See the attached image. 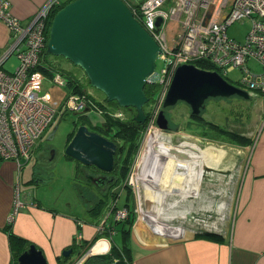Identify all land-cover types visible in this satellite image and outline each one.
<instances>
[{"label": "rangeland", "instance_id": "rangeland-1", "mask_svg": "<svg viewBox=\"0 0 264 264\" xmlns=\"http://www.w3.org/2000/svg\"><path fill=\"white\" fill-rule=\"evenodd\" d=\"M133 1L136 2L137 0ZM177 1L178 0H172L171 5L169 7H167L168 4L165 2L162 7L169 11L170 8L171 10L176 9L174 12L175 14L173 16L176 19L180 20V30L181 21L186 18L189 12L194 14L195 19L199 20L203 17L204 12H206L210 4L215 5V2L219 3L220 0H193L190 5L188 3L186 4L185 10L177 7ZM229 10L230 2L222 10V14H226ZM167 22L168 21H166V23ZM22 25L26 24H23L22 22ZM251 28L252 22L250 18L239 19L234 21L228 27L227 35L230 38L237 40L238 42H244L246 35L249 33ZM9 42H11V40H9ZM49 55H44V58L42 60L43 65H49L51 62H53L54 59H57V57H61L53 56L51 54ZM66 61L68 60L65 59V63H63V65H61V62H59L57 64L58 69L60 67L68 70L74 69L76 70L74 71V73L77 78L83 81L84 71L78 66L73 65L74 67H77V69H75L74 67H69L70 65ZM19 63V57L16 54H12L7 59L3 68L6 71L13 73L18 67ZM247 66L251 68L254 74H259L262 72V65L252 58L248 60ZM165 67L166 61L161 58H158L156 61V74H160L161 70ZM241 75L242 72L239 68H234L224 74L225 78L234 85L239 84ZM46 77L43 81L42 88L40 91L41 93L50 94L51 102L55 106L53 123L56 124L55 127H57L55 138L54 140L49 142V145L54 148H57V153L59 154L55 157V159H48V157H46L45 160L37 159L34 155H32L29 162L27 161L26 156L24 154H21V162L19 163L21 165L19 166H22L20 168L22 173L20 170L17 171V174H19V178L16 180V184L21 189L20 192L22 194L24 193L23 190L25 189V186L23 188V184L25 185L26 183H29L30 179L38 182V184L36 182H33L31 184L32 186L29 190L30 197L35 198L36 201H40L47 208L50 207L51 209H54L53 211H57L65 215L67 214L72 218L81 219L85 222L86 219L88 220L90 217L94 219V217H92L93 213H98L101 208L98 211H85L83 209L75 207L76 205H74V203H76V200H74V186L78 184V179H75L72 175V162L70 160L65 161V159H61L60 157V154L66 144L67 138L73 132L77 123L81 120L80 117L84 113V109L81 111H75L72 110L69 105L67 106L64 103V97L69 92L70 87L66 84L59 85L57 84L58 82H52L49 76ZM86 91L96 99L98 105V107H91L85 113L84 118L86 117L87 119L84 120H86V125L88 127H93L102 123H106L107 125H111L114 127H120V123L122 121L118 120L117 122H114L108 115V112H113L118 109H122L123 111L129 114L130 112H132V110L130 109L118 107L115 102H108L105 95L100 90L93 88L88 83H86ZM157 97L158 87L154 86L152 88V91H150L149 101L144 106V109L146 111L149 109L151 104L155 102ZM206 106L207 107L205 113H202V118H204L205 120L213 121L215 123L220 124L226 129L233 130L238 133L245 134L247 136H251L253 137L251 139L254 141H257L259 137L264 133L263 94L255 93L253 96H251V99L249 101L237 97L219 100L210 99L207 101ZM169 117L173 127H175L174 129H177V131L172 130L171 132H169L161 131L160 129H158V131H160L162 135L168 136L169 140L174 141L175 143H186L190 146L195 147H206L208 145H212L216 149L206 157L207 166L203 167L204 176L201 181H193L192 175L199 172L198 167L196 166V164L191 163L190 160L186 159V157H183L184 154H182L179 149H175L174 153L171 152V154L167 155V158L170 159V161L172 159L182 160V165H187L188 169L185 170L179 165H177L176 168L174 166L172 167V169L175 170L176 182L170 187L172 191H170V193H166L165 195L166 199L164 200L163 207L164 209H166V212L164 215L171 216L174 213H181L185 214V218L171 219L165 218V216L158 217L156 213L151 211L150 206H146V204L143 202V199L139 200V198H136L138 211L140 209L139 202H142V208H144L142 210L143 212L148 211L152 218L156 220H158L157 217L164 218L163 221L166 224L175 228L184 225L189 228L197 227L201 229L206 228L205 225H216L218 228L224 231L226 230V232H229L230 228L232 231L234 220L233 216L235 215L237 209V200L242 178L247 165L246 161L249 147L241 148L237 145L207 142L195 136L192 131V128H194V126L198 127L197 124H199V120L196 117L190 116L189 107L182 102L178 103L175 107L170 110ZM188 124L189 126H187ZM46 135L44 138L45 141H48L46 139ZM148 142L149 136H144L143 146L145 148V151L143 154L144 156H142L141 158L142 163L140 165L136 164L135 166L137 170V178L139 177V171H142V174L144 172L142 165H144L145 161L147 160L149 147L147 144ZM40 144L41 143H39L38 145ZM43 145L44 147L47 146L44 143V140L42 141L41 146ZM133 178V181L136 185L137 180L135 177ZM141 182L142 181L139 179L138 183L141 188L140 191L142 192L139 193L137 189H135V196L139 197V195H141V198H144V201L146 198L151 201H154L158 197V195L152 192L145 193L143 191V183L141 185ZM197 187V191H199L197 197L191 198L193 197L192 190H195ZM152 188L156 189L155 186H152ZM182 194H189L190 196L187 197L191 199L181 201V197L184 196ZM49 197L51 199H56L58 204L55 203L57 204L56 206L55 204L51 206L52 204L47 201V198L50 199ZM114 197H118L117 206L119 208L124 206L126 200H128V202H131L130 197L127 199V190L123 188V183H121L120 189L115 192ZM66 201L72 203V206L69 207L66 204ZM17 203H21L20 205H22V200L18 198L15 203V206ZM82 203L83 202L78 198L76 204L79 206ZM20 205H18V208ZM108 212L109 209L105 214H107ZM103 213L104 212L101 213L98 219H101ZM111 215L108 217L109 223L113 222V217ZM141 217L142 212L140 213L138 222ZM142 221L144 225H149L143 219ZM114 225L117 231L112 238L111 244L121 247L123 245L121 229L122 226L125 225V223H114ZM95 246L96 245L94 244L93 248H95ZM82 252L83 251H81V249L79 250V248H73L71 258L69 259L73 261L74 259L76 260L78 254ZM95 255H99V253L97 252V254H93L92 256Z\"/></svg>", "mask_w": 264, "mask_h": 264}, {"label": "built area", "instance_id": "built-area-1", "mask_svg": "<svg viewBox=\"0 0 264 264\" xmlns=\"http://www.w3.org/2000/svg\"><path fill=\"white\" fill-rule=\"evenodd\" d=\"M166 1L145 0L139 10H133L134 16L161 47L162 53L158 58L166 61V67L161 73L155 72L146 81L151 91L154 86L161 90L147 114L150 128L155 127L159 108L164 102L175 71L183 64L207 62L223 76L226 72L239 68L242 75L236 86L248 91L251 96L255 93L264 95V0L215 2L217 7L215 15L220 16L229 1L230 10L221 20L212 17L207 25L202 23L204 15L197 20L194 14L189 12L181 21L177 43L173 47L168 43L165 28L166 21L170 20L176 9L169 12L162 9ZM192 1L178 0L176 5L185 10L186 4L190 5ZM61 4V0H49L26 25H22V21L9 12L11 0H0V20L10 30L11 40L0 54V163L11 160L18 166L21 165L20 155L24 154L27 158L53 123L55 106L51 102L50 94L40 91L45 75L39 71L38 66L42 53L47 48L46 31L49 17ZM158 17L163 18L160 27L156 25ZM243 18L251 19L252 28L244 42H238L227 35V29L234 21ZM12 54H16L20 59L13 73L3 68ZM250 58L262 65L261 73L254 74L247 66ZM52 82L65 85V79L60 75H56ZM69 102L74 109L83 106V103H77L75 97ZM112 115L120 118L124 113L118 111ZM20 204H16L13 214L8 219L9 224L14 221L15 212Z\"/></svg>", "mask_w": 264, "mask_h": 264}, {"label": "crops", "instance_id": "crops-1", "mask_svg": "<svg viewBox=\"0 0 264 264\" xmlns=\"http://www.w3.org/2000/svg\"><path fill=\"white\" fill-rule=\"evenodd\" d=\"M48 1L11 0L9 12L23 24H27ZM144 1L127 0L133 10H139ZM171 2L172 0L166 1L167 7ZM162 9L169 12L163 7ZM213 14L212 17L217 20L224 16ZM179 22L180 20L172 15L166 24L167 40L171 47L177 43ZM9 40L10 30L0 20V54L10 43ZM244 147H249L247 165L240 186L237 209L233 216L232 231L231 228L229 232L222 229L221 232L208 229L194 231L184 227H167L165 231L162 229L153 231L148 225L143 224L141 218L139 222L134 223L131 231L122 232L123 245L112 247L118 252L126 247L120 252L121 255L112 251L118 254V257L125 256L130 264H264V133L255 143L253 140L251 145ZM21 167L11 160L2 161L0 164V264H14V252L6 227L18 198L22 200V205L15 212V219L11 225L13 233L36 244L44 252L49 264H59L57 256L63 248L71 244L74 237L81 236L86 243L95 238L97 231L100 230V219L95 216L94 219L90 217L84 222L47 208L40 201L30 197L31 184L36 182L31 179L29 183L23 184L25 189L21 194V189L16 184L19 178L17 171H21ZM202 175L204 176L203 170ZM47 201L52 204L51 206L57 203L56 199L47 198ZM76 203L74 205L77 208H89L87 202L79 206ZM66 204L72 206L69 201H66ZM93 244H89L92 245L91 248L94 247ZM95 245L96 252H91L90 255L111 252H108L110 245L105 241H99Z\"/></svg>", "mask_w": 264, "mask_h": 264}, {"label": "water", "instance_id": "water-1", "mask_svg": "<svg viewBox=\"0 0 264 264\" xmlns=\"http://www.w3.org/2000/svg\"><path fill=\"white\" fill-rule=\"evenodd\" d=\"M214 10L215 5L210 4L203 25H207ZM162 23L163 18L158 17L156 25L160 27ZM46 51L80 67L90 85L100 90L108 102H116L120 108H134L136 122L147 120L144 109L149 101L145 92L146 81L155 73L162 49L123 0H73L67 3L52 20ZM235 96L251 99L249 92L229 82L217 70L203 69L195 64L180 65L157 116L156 126L168 130L170 121L165 109L180 102L189 107L190 116L200 118L209 99ZM56 129L47 140H53L51 135ZM116 150V142L81 125L68 144L66 154L84 164L111 170ZM63 255L68 257L69 253ZM17 264L49 262L44 252L36 244H31L18 256Z\"/></svg>", "mask_w": 264, "mask_h": 264}, {"label": "flooded vegetation", "instance_id": "flooded-vegetation-1", "mask_svg": "<svg viewBox=\"0 0 264 264\" xmlns=\"http://www.w3.org/2000/svg\"><path fill=\"white\" fill-rule=\"evenodd\" d=\"M160 93H161V90H158V96L160 95ZM74 97L77 98V103H83L82 108L74 109L69 104V101ZM64 99H65L64 103L67 106L69 105L72 110L81 111L84 109L83 111L84 113L80 117L81 120L77 123L75 129L70 134V136L67 138L64 149L60 154L61 159H65V161L70 160L72 162V167H73L72 175L74 176L75 179H78V184L74 186V199L77 200L79 198L83 203L84 202L88 203L89 208H86V207L82 208L85 211H94V210L98 211L101 208V210L98 213H93L92 217L96 216L98 218L100 217L102 212L104 213L100 219V223H101L99 226L100 230L97 231V235L95 236V238H93V240H90V242L86 243V241L85 242L83 241L81 236H79L78 238L74 237L73 240L71 241V244L67 246L66 248H63V250L57 256V263L59 264L62 263L61 262L62 260L65 262L67 261L66 263H69V264H85L87 260L92 256L90 255V253H88L92 246V245H89L90 243L97 244L99 241H105L107 245H110V249L108 250V252L111 251L112 247L114 246L113 244H111L112 238L117 231L114 223L124 222L125 225L122 226L121 232H123L124 230L131 231L134 223L138 221L140 213L143 212L142 211L144 209L142 208L143 203L139 202L140 209L138 211V205H137L136 198H139V200L143 199V202H145L144 198H141V195H139V197L135 196V193H136L135 189H137L139 193L142 192L140 191L141 188L138 183L139 179L143 182L142 171L141 172L139 171V177L137 178V170L135 166L136 164L140 165L142 163L141 158L142 156H144L143 154L145 151V148L143 146L144 136H149L150 138V135L154 133L156 130H158L159 128H157L156 125H154L155 126L154 128H150L151 125L149 126L148 119H147L144 123H139V124H145L146 127L142 132L139 130L135 133L136 139L124 140V138L121 135L122 132L120 131L121 127H114L111 125H107L106 123L98 124L93 127H88L86 125V120L84 119H87V118L86 117L84 118V116H85V113L91 108L87 103L88 96L86 94L81 95L80 93L68 92L65 95ZM152 104L147 111L145 110L147 114H148V111H150ZM157 105H158V101H157L156 106ZM117 106L119 107L118 104ZM127 109L131 110V108H127ZM161 109H162V106L159 108V110ZM171 109L172 108L165 109V112L167 114L166 116L169 118V121H170L169 122L170 128L168 130H161V131H169V132H171L172 130L177 131V129L176 130L174 129L175 127H173L172 122L169 117V112ZM118 111H122L124 113L123 117L117 118L115 115L114 116L112 115L113 113H116ZM131 113L132 112H130V114ZM130 114L123 111L122 109H118L113 112L112 111L108 112V115L111 117V119L114 122H117L118 120L127 121V119L130 117ZM55 125L56 124L52 123L49 132H47L46 139L50 136V134L54 131V129H56ZM81 125H85L88 127L89 131L100 134L104 136L105 138L117 143V150L114 155V162H113L111 170H103L94 165L84 164L80 162L79 160H77L76 158L66 154V148L68 144L70 143L73 136L76 134L79 126ZM187 126H189V124ZM55 134H56V131L54 132V134L51 135V138H53V140L55 138ZM43 140H44V143L47 145L46 147H44V145L41 146ZM51 141L52 140L45 141V138L40 140L29 153L27 157V161L29 162L32 155H34L35 158L42 159V160H45L46 157H48V159H55V157L59 153H57L58 152L57 148H54L49 145V142ZM39 143L41 144L38 145ZM129 143H134L135 145L136 143L138 144V147L137 149H134V152H131V149H129L132 146V145H128ZM147 144H149V142ZM123 146H126L125 147L126 149L124 153L123 152L120 153L121 154V158H120L118 152ZM148 156L149 155H147V158ZM142 168L144 169L145 166L142 165ZM165 168L163 169L165 170ZM143 175L146 176L149 174H143ZM133 177H135L137 180L136 181L137 186L135 185L133 181L134 179ZM173 179H176V175L173 177ZM142 182H141V185H142ZM121 183H123V188L127 190V199L130 197L131 202H128V200H126L124 206L119 208L117 206L118 197L115 198L114 194L118 189H120ZM108 209H109V212L105 214ZM110 215L113 217L112 223L108 222V217ZM133 217H134V221L131 222V219ZM7 225H9V221ZM148 228L150 229V226H148ZM73 248L75 249L79 248V250L81 249V251H83L82 253L78 254V257L76 258V260L74 259V261L69 259L71 258ZM64 253H69V256L68 257L64 256L63 255Z\"/></svg>", "mask_w": 264, "mask_h": 264}, {"label": "trees", "instance_id": "trees-1", "mask_svg": "<svg viewBox=\"0 0 264 264\" xmlns=\"http://www.w3.org/2000/svg\"><path fill=\"white\" fill-rule=\"evenodd\" d=\"M72 1L73 0H66V1L62 2V4L59 5L53 11L51 16L49 17L47 31H46L47 39L49 38V34H48L49 28H50V24L52 23V20L55 16V13L60 8L65 6L67 3L72 2ZM123 1L129 6L131 11L133 12L132 6L128 4L127 0H123ZM45 54L49 55L47 53L46 49L44 50V52L42 53V56H41V62H40V65L38 66L39 71H41L45 75V77L49 76L50 80H52L56 75H60L62 78L65 79L66 85H68L70 87L69 92L80 93L81 95L86 94L88 96V99H87L88 105L90 107H98L96 99L86 91V83L90 84V82H89L87 76L85 75V73L83 72L84 79L82 81L81 79H78L77 76L75 75L74 71H76V70H74V69L68 70V69H64L62 67H60L58 69L57 64L59 62H61V65H63V63H65L64 62L65 58H62V57H57V59H54L53 62H51L49 65H43L42 60H43ZM62 59H64V60H62ZM66 62L69 63V65H70L69 67H71V68L74 67L73 64L70 63L69 61H66ZM195 65L199 66L200 68L207 69V70H216L213 65H211L207 62H203V61L198 62ZM74 68L77 69V67H74ZM150 91H151V88L146 85L145 92L148 96L150 95ZM237 98H240V97H237ZM216 99L219 100V99H224V98H216ZM225 99H228V98H225ZM241 99H243V98H241ZM244 100H246V99H244ZM131 110H132V113L130 114V117L127 119V121H122L120 123L121 124L120 125V127H121L120 131L122 132L121 135L124 138V140L136 139L135 133L139 130L142 132L146 127L145 124H139L138 122H136L135 117H136L137 112L134 108H131ZM205 111H206V108L203 110V114L205 113ZM198 120H199L198 121L199 124H197L198 127L194 126V128H192V131H193L195 136L201 138L202 140H205L207 142L237 145L240 147L251 145L253 143V140L249 136H246L242 133H238L236 131L226 129L223 126H221L220 124L215 123L213 121L205 120L202 117L198 118ZM128 145H132L129 148V149H131V152H134V149H137V147H138L137 143H136V145L134 143H129ZM125 147L126 146H123L118 152L120 158H121L120 153L125 152V149H126ZM133 221H134V217L131 219V222H133ZM11 225L12 224H9L6 228H7V233L9 234V237H10V241H11L10 244H11V247L13 248V252H14V264H17L18 256L23 251L27 250L31 244H34V243L29 242V241L25 240L24 238L14 234ZM126 232H129V230H126ZM125 249H126V247H123L121 251L119 250V252L116 251L114 248L112 250L118 252V254L121 255L120 252L124 251ZM112 250L108 254L91 256L85 264H130V263H128V261H127L128 259L125 256L118 257V254H116ZM60 264H69V263H66L65 261H63Z\"/></svg>", "mask_w": 264, "mask_h": 264}, {"label": "bare ground", "instance_id": "bare-ground-1", "mask_svg": "<svg viewBox=\"0 0 264 264\" xmlns=\"http://www.w3.org/2000/svg\"><path fill=\"white\" fill-rule=\"evenodd\" d=\"M148 146H149L148 147L149 156L144 163L145 170L143 174H149V175L145 176L142 174L143 191L145 193H150V192L155 193L158 195V197L154 201H151L148 198H146L144 203L146 204V206H150L151 211L156 213L158 217L165 216V218L183 219L185 218V214H181V213H174L171 216L164 215L166 212V209H164L163 207L165 195L166 193H170V191H172L170 187L176 182V179H173L175 175V170H173L172 167L174 166L176 168V166L179 165L185 170L188 169L187 165L185 164L182 165V160L172 159L170 161V159L167 158V155L171 154V152L174 153L175 149L176 150L179 149L180 152L184 154L183 157H186V159L190 160L191 163L196 164V166L198 167L199 172L193 174V181L194 180L201 181V179L203 178V175H202L203 167L207 166L206 157L212 151L215 150V147L212 145H208L206 147H200L197 145L198 147H195V146H190L186 143H181V142L175 143L174 141L169 140L168 136L162 135L161 132L158 130L150 135ZM163 168L167 170L164 171ZM152 186H155L156 189L152 188ZM197 190H198V187L195 190H192L193 197L191 198L197 197L198 192H199ZM182 195L184 196L181 197V201L186 200V199H191L187 197V196H190L189 194H182ZM158 217L157 219L159 221L156 219H153L150 213L146 211V212H142L141 218L146 223L149 224L150 228L153 231L158 230V229H162L163 231H165L167 227L165 225L166 223H163L164 218H158ZM205 226H206V229H214L215 231L221 232V229L218 228L216 225H213V226L205 225ZM178 227H184V225H181ZM192 228H197V227H192ZM98 245H100V243ZM95 250L96 248H93L92 252L95 253L96 252Z\"/></svg>", "mask_w": 264, "mask_h": 264}, {"label": "clouds", "instance_id": "clouds-1", "mask_svg": "<svg viewBox=\"0 0 264 264\" xmlns=\"http://www.w3.org/2000/svg\"><path fill=\"white\" fill-rule=\"evenodd\" d=\"M147 114V113H146Z\"/></svg>", "mask_w": 264, "mask_h": 264}]
</instances>
